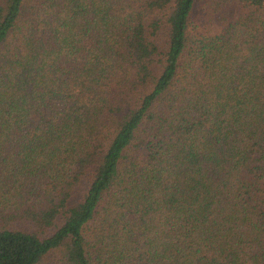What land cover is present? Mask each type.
I'll list each match as a JSON object with an SVG mask.
<instances>
[{"label": "trees", "instance_id": "trees-1", "mask_svg": "<svg viewBox=\"0 0 264 264\" xmlns=\"http://www.w3.org/2000/svg\"><path fill=\"white\" fill-rule=\"evenodd\" d=\"M0 264H264V0H0Z\"/></svg>", "mask_w": 264, "mask_h": 264}]
</instances>
